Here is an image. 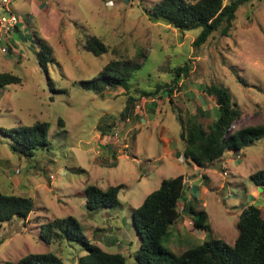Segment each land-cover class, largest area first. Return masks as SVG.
Returning a JSON list of instances; mask_svg holds the SVG:
<instances>
[{
  "label": "rangeland",
  "instance_id": "obj_1",
  "mask_svg": "<svg viewBox=\"0 0 264 264\" xmlns=\"http://www.w3.org/2000/svg\"><path fill=\"white\" fill-rule=\"evenodd\" d=\"M161 1L11 0L20 29L8 53L0 52V74L15 75L21 83L0 92V191L32 198L35 207L27 220L0 223V264L46 253L76 264L88 254L81 243L48 244L41 237L43 225L69 217L77 219L91 244L137 264L133 254L141 239L134 209L163 180L183 174L197 186L195 208L208 215L212 233L195 232L191 219L184 228L180 220L164 247L181 254L210 237L233 245L239 236L237 210L248 206L247 192L257 187L250 177L264 170V138L240 153H226L209 167L208 178L183 156L177 117L201 108L207 117L199 121L208 129L219 114L207 90L215 84L229 88L243 113L236 129L264 124V0H244L229 37L216 32L198 49L192 44L200 30L184 32L148 19L149 9ZM91 37L109 52L96 57L86 51ZM40 40L53 49L46 70L36 57ZM112 62L140 65L129 93L119 88L100 95L80 85ZM186 64L188 75L174 83V70ZM129 97L136 99V109L122 115ZM38 122L50 125L49 146L32 157L14 150L13 140L1 132ZM89 185L103 190L123 185L119 204L89 211Z\"/></svg>",
  "mask_w": 264,
  "mask_h": 264
},
{
  "label": "trees",
  "instance_id": "obj_2",
  "mask_svg": "<svg viewBox=\"0 0 264 264\" xmlns=\"http://www.w3.org/2000/svg\"><path fill=\"white\" fill-rule=\"evenodd\" d=\"M225 0H162L147 12L152 23H163L184 32L200 30L193 42L195 49L201 48L216 32L229 37L236 20L239 8L244 0H234L225 4ZM19 27L17 31H19ZM37 59L40 66L46 70L53 62V49L45 42H38ZM85 50L94 56H102L109 52V47L97 37H91L85 44ZM9 50V46H8ZM140 65L112 62L107 65L102 74L91 81H83L80 85L102 94L106 89L122 88L126 93L132 89V80L139 71ZM189 65L176 68L174 83H178L182 75L187 76ZM20 84L21 79L15 75L0 74V92L12 84ZM208 92L216 100L218 117L205 129L199 117H207L201 108L187 118L178 115L181 125L180 141L183 144V156L200 169H207L212 164L223 159L226 153L242 152L245 148L264 138V124L244 125L236 129L243 113L234 102L229 88L223 85H210ZM155 94V93H154ZM154 94L144 92V96ZM136 109V99L129 97L122 115L128 110ZM138 119L139 116L134 117ZM101 126V125H100ZM50 125L38 122L29 127L2 129L3 135L11 138L26 157H32L34 151L49 146ZM104 129L102 135H106ZM253 184L264 189V170L250 177ZM185 177L163 180L160 188L148 195L142 205L133 211L134 227L140 236V248L133 254L137 264H264V213L255 205H249L239 215L237 223L239 236L233 245L222 239L210 237L200 245L189 248L177 255L164 247L163 242L170 235V228L181 217L180 204L183 212L193 216L194 230L211 232L207 225V214L197 211L196 199L187 201L189 186L184 184ZM123 185L110 186L103 190L95 185L85 189L86 208L89 211L114 208L119 204V193ZM35 207L34 200L29 197L6 195L0 191V223L10 222L15 218L27 220ZM42 239L52 242L74 240L81 243L88 254L79 258L77 264H127L123 254H110L97 245H93L82 233L77 219H55L41 228ZM6 264H64L62 259L53 253L29 254L18 262Z\"/></svg>",
  "mask_w": 264,
  "mask_h": 264
},
{
  "label": "built area",
  "instance_id": "obj_3",
  "mask_svg": "<svg viewBox=\"0 0 264 264\" xmlns=\"http://www.w3.org/2000/svg\"><path fill=\"white\" fill-rule=\"evenodd\" d=\"M10 3L11 0H0V52L2 54L8 53L12 36L17 32L20 24L19 16L9 9ZM189 183V178L186 177L184 184L189 185Z\"/></svg>",
  "mask_w": 264,
  "mask_h": 264
},
{
  "label": "crops",
  "instance_id": "obj_4",
  "mask_svg": "<svg viewBox=\"0 0 264 264\" xmlns=\"http://www.w3.org/2000/svg\"><path fill=\"white\" fill-rule=\"evenodd\" d=\"M199 169V170H198ZM197 170H198V172L199 171H201V173H202V176H207L208 178H209V176H208V173L210 172V170H209V168H207V169H200V168H198ZM194 171H196L195 169H194ZM182 176H184L185 178L186 177H188V175H185V174H183ZM178 177V176H177ZM189 178V177H188ZM189 192H188V196H187V203L188 202H191V201H193L194 199H196V193H195V190L194 189H196L197 188V186H196V184L195 183H193V181L192 180H189ZM197 182V181H196ZM194 190V191H193ZM193 191V192H192ZM247 195H248V199H249V201H248V206L249 205H255V206H257L258 208H260V209H262L263 208V206H264V191H262V192H260V187H253L252 188V190L250 191V192H247ZM260 203V202H262L263 204H259V205H257V203ZM181 205H184V204H180V206ZM247 206H243V208H242V210H237V213H238V211H240L239 212V215L241 214V212L243 211V209L244 208H246ZM181 217H180V219L178 220V222L175 224V225H173L172 227H173V230H174V227L175 226H177V224H179V221L181 220L182 221V223H183V225L182 224H180V225H182V226H184V228H189V220L191 219V217L189 216V214H187L185 211L183 212V208H181ZM191 221H192V219H191ZM195 232H196V230H194ZM172 236H175L174 235V233L171 231L170 232V235H169V237L167 238V239H169V240H171L172 239ZM176 240H174V242H175ZM236 241V240H235ZM235 241H234V243H235ZM186 251V250H185ZM184 251V252H185ZM173 252V251H172ZM183 253V252H182ZM181 253V254H182ZM181 254H177V255H181ZM78 262V261H77ZM77 264V263H76Z\"/></svg>",
  "mask_w": 264,
  "mask_h": 264
}]
</instances>
